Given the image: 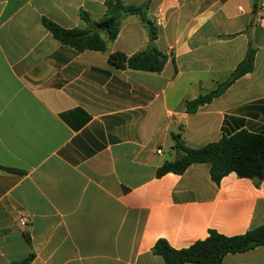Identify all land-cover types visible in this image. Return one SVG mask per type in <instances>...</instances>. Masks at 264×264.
Segmentation results:
<instances>
[{
  "label": "crops",
  "instance_id": "obj_1",
  "mask_svg": "<svg viewBox=\"0 0 264 264\" xmlns=\"http://www.w3.org/2000/svg\"><path fill=\"white\" fill-rule=\"evenodd\" d=\"M105 1L0 0V165L20 171L0 169V264H165L152 253L160 239L181 250L210 230L264 225V181L232 173L217 185L209 164L157 177L177 158L172 134L189 148L264 135L263 0H121L145 9L157 38L128 15L104 53L78 52L44 25L88 28L82 14L100 20ZM150 45L167 57L160 73L109 62ZM251 49L254 70L188 113ZM222 264H264V246Z\"/></svg>",
  "mask_w": 264,
  "mask_h": 264
},
{
  "label": "trees",
  "instance_id": "obj_2",
  "mask_svg": "<svg viewBox=\"0 0 264 264\" xmlns=\"http://www.w3.org/2000/svg\"><path fill=\"white\" fill-rule=\"evenodd\" d=\"M105 5L106 13L98 21H93L87 13L82 14L88 28L65 29L47 19H43V22L56 40L78 52L108 51L109 45L118 37L122 19L128 15L142 16L150 41L156 40L157 30L145 17L143 7L128 6L121 0H106ZM254 59L255 50L251 49L228 81L205 95L187 101V112L195 113L200 107L224 94L236 80L252 72ZM109 62L121 70L160 73L165 68L167 57L150 45L132 56L122 52L112 53ZM171 138L172 149L177 158L159 167L157 177L168 173L182 175L194 164H209L210 177L217 185L232 173L242 179L254 180L257 186L264 181V135L241 130L230 136L224 135L219 141L200 148L187 147L180 134H172ZM0 169L20 173L19 170L1 165ZM261 246H264V225L231 237L210 230L206 239L181 250L174 249L166 240L160 239L155 243L152 253L161 257L165 264H222L228 255L246 253ZM33 259L34 254H30L24 260L11 264H31Z\"/></svg>",
  "mask_w": 264,
  "mask_h": 264
},
{
  "label": "built area",
  "instance_id": "obj_3",
  "mask_svg": "<svg viewBox=\"0 0 264 264\" xmlns=\"http://www.w3.org/2000/svg\"><path fill=\"white\" fill-rule=\"evenodd\" d=\"M260 8H261V10L264 13V0L261 1ZM163 21H164V14L163 13H158L156 18H155V23L156 24H161ZM158 153H161V150H159ZM29 221H30L29 216L22 217L20 219V225L24 227V226H26L29 223Z\"/></svg>",
  "mask_w": 264,
  "mask_h": 264
}]
</instances>
